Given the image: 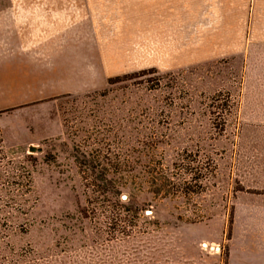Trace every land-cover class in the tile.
I'll return each mask as SVG.
<instances>
[{
  "label": "rangeland",
  "instance_id": "obj_1",
  "mask_svg": "<svg viewBox=\"0 0 264 264\" xmlns=\"http://www.w3.org/2000/svg\"><path fill=\"white\" fill-rule=\"evenodd\" d=\"M76 1L81 20L13 43L14 5ZM66 46L93 88L0 109V171L32 179L1 207L0 264H264V0H0V55Z\"/></svg>",
  "mask_w": 264,
  "mask_h": 264
},
{
  "label": "crops",
  "instance_id": "obj_2",
  "mask_svg": "<svg viewBox=\"0 0 264 264\" xmlns=\"http://www.w3.org/2000/svg\"><path fill=\"white\" fill-rule=\"evenodd\" d=\"M67 5H14L17 12L25 11L26 17L16 16L15 28L19 30L12 42L20 46L27 42L35 43L54 27L81 20L84 13L82 4L76 1L69 4L68 9ZM77 51V47L66 46L51 63L33 61L25 54L0 55V109L9 111L27 103L93 88L98 81V73H83L82 55Z\"/></svg>",
  "mask_w": 264,
  "mask_h": 264
},
{
  "label": "trees",
  "instance_id": "obj_3",
  "mask_svg": "<svg viewBox=\"0 0 264 264\" xmlns=\"http://www.w3.org/2000/svg\"><path fill=\"white\" fill-rule=\"evenodd\" d=\"M0 143H1V136H0ZM3 150L0 147V158L3 159ZM4 173H6L4 175ZM108 171L102 169L96 170L93 172L95 178L94 179H104V175L107 174ZM3 175L6 179V181L1 182L3 179ZM32 184V179H31V171L28 169H25L22 165H18V167H12L4 172L0 171V213L1 212V207H11L9 204L14 203L16 201V196L19 195L20 198H23L28 191H30ZM96 187V191L98 190L100 193L104 189V184L102 183H94ZM98 192V193H99ZM111 196H113L115 199L112 202V199L106 200L104 197H102L103 200L109 202L110 207L108 208V212L110 213V219H111V224L109 225L110 228L112 229L113 232L116 231H123V226H121L122 222L125 221L126 216L124 215V210L121 208L124 207L125 205L122 204V201L118 195L120 194V190L118 187L112 188V190L109 193ZM103 195V193L101 194ZM104 196V195H103ZM101 199V201H102ZM27 200V198H24L23 202ZM99 201L100 203H102ZM23 202L21 204H23ZM12 208V207H11ZM10 208V209H11ZM15 209V208H14ZM25 207H23V210ZM137 210V208H134ZM19 210V209H18ZM94 210V209H93ZM12 215V212H9L6 217H9Z\"/></svg>",
  "mask_w": 264,
  "mask_h": 264
},
{
  "label": "water",
  "instance_id": "obj_4",
  "mask_svg": "<svg viewBox=\"0 0 264 264\" xmlns=\"http://www.w3.org/2000/svg\"><path fill=\"white\" fill-rule=\"evenodd\" d=\"M28 150L30 151V152H33V151H38V150H40L39 148L38 149H36V147L34 146V145H30L29 147H28ZM123 199H126L127 198V195L126 194H122V196H121Z\"/></svg>",
  "mask_w": 264,
  "mask_h": 264
}]
</instances>
